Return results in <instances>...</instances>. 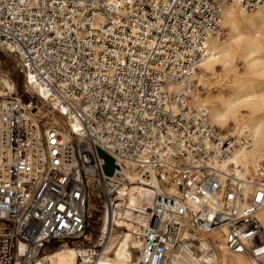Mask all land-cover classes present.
Here are the masks:
<instances>
[{"label":"built area","instance_id":"2783aa9c","mask_svg":"<svg viewBox=\"0 0 264 264\" xmlns=\"http://www.w3.org/2000/svg\"><path fill=\"white\" fill-rule=\"evenodd\" d=\"M263 2L0 0V51L26 87L0 100V264H50L54 243L84 235L94 192L111 223L131 225L138 264L168 263L184 217L199 232L219 229L228 252L264 264L255 217L264 159L252 169L229 163L249 140L189 104L224 7ZM48 110L57 123L43 117ZM98 149L113 159L112 176ZM132 166L145 184L173 188L148 213L123 205L119 178ZM98 253L85 248L77 264Z\"/></svg>","mask_w":264,"mask_h":264},{"label":"bare ground","instance_id":"6f19581e","mask_svg":"<svg viewBox=\"0 0 264 264\" xmlns=\"http://www.w3.org/2000/svg\"><path fill=\"white\" fill-rule=\"evenodd\" d=\"M230 5L224 7L220 21V29L227 31L226 34L221 37L217 33L206 39V53L199 64V73L194 75L195 79L203 83L205 89L210 87L205 75L210 74L215 77V89H219V93L211 95L208 90L204 97L193 93L189 104L194 109H205L210 124L220 130L231 124L234 127H242V130L248 133L249 145L234 148L229 157V163L249 168L248 165L255 162L257 164L264 159L262 157L264 154V92L253 84V77L260 72L264 73V2L251 11L252 14L235 4ZM234 6L240 10H235ZM237 58L244 64L243 73L237 71L235 65ZM218 67L222 68V75L217 74ZM2 84L3 89H8V94L14 92L12 83L6 77H3ZM174 89L177 90L178 87L170 88V90ZM2 93L3 91H0V94ZM3 96L5 95H0V97ZM243 111L247 114H242ZM49 114L53 115L51 111ZM57 122L53 120L51 123ZM63 139L68 140L67 133L63 134ZM119 183L122 187L121 196L124 207L138 213L150 212L157 195L174 192L172 187H167L156 179L145 184L140 180L134 166L123 168ZM255 217L262 228L261 234L264 239V206L256 212ZM124 226L127 230L123 229ZM132 231L131 225L118 220L111 223L110 218L103 213L100 231L102 242L98 245L101 250L92 264H118L109 259L113 247H116V240L119 242L114 252L119 254V258L124 259L118 261L132 264L131 256L134 257L132 250L139 247V242ZM113 234H117L116 237H113ZM179 237L182 242L170 251L167 264L246 263L244 257L247 255L230 253L224 248L219 229L209 233L199 232L191 226L189 219L184 217ZM192 241H197L196 244L199 246H195ZM192 246L195 248L194 251ZM84 252L85 248L74 250L73 254L72 248L62 246L52 254L49 252L48 256L50 264H76L75 256L82 255ZM248 259L251 264H262L251 257ZM136 264H138V258H136Z\"/></svg>","mask_w":264,"mask_h":264},{"label":"rangeland","instance_id":"374dc122","mask_svg":"<svg viewBox=\"0 0 264 264\" xmlns=\"http://www.w3.org/2000/svg\"><path fill=\"white\" fill-rule=\"evenodd\" d=\"M233 8L235 10H240V8L235 7V6ZM247 12H249V14H252L251 11H247ZM226 32L227 31L220 29L219 34L221 35V37H223V35H225ZM235 65H236L237 71L239 73L244 72V64H243L242 60L237 58V60L235 61ZM197 73H199V70L195 74H197ZM217 74L222 75V68L221 67L217 68ZM205 76L207 78V81L209 82L210 87H207L205 89L203 83L199 82L197 79H195L196 83H198L199 87H198V89H196L194 91V93L199 94V96H202V97L207 95L208 90H209V93L211 95L218 94L219 89L218 90L215 89L216 78L211 76L210 74H206ZM3 77H6L12 83L13 88H14V92H13L14 94H21L26 89V87L24 85L23 76L20 73L19 68L16 65V62L8 54H6L3 51H0V91H3V93L0 95H8V93H7V92H9L8 89H3V87H2ZM253 81H254L253 84L258 86L259 90H263V92H264V73H262V72L258 73L257 76L253 77ZM1 99H3V97H0V100ZM242 114L246 115L247 113L243 111ZM43 116L48 118V120H47L48 122L49 121L52 122L53 120L59 121V119L54 114L50 115L49 111L43 112ZM217 129H219V128H217ZM222 131H233L236 135H244L247 139H249L248 133L246 131L244 132L242 130V127L241 128H239L238 126L234 127V125L232 126L230 124L228 127L223 129ZM238 148H240V147H238ZM238 148H236V149H238ZM262 157H264V154H262ZM255 164H256V162L251 164V165H248L247 167L252 169L255 167ZM97 194H98L97 192H94V195H93V197L90 201V204H89V219H88L89 220V222H88L89 226L87 227V230L85 231L84 236H82L80 239L75 240V241H68V242L62 241L59 243H54L52 245V247H50V250H49L51 252V254L53 252H56L62 246H68L69 248H72L73 254H74V250H79V249L83 250V248H87V247H91V246L98 247L99 243H101L100 242V234H101L100 231H101V227H102V223H103V209L101 207L100 199L97 198ZM116 235L117 234H113V237H116ZM118 242L119 241L116 240V247L118 246ZM211 244H212V246H214V243L212 240H211ZM114 245H115V243H114ZM115 248L113 247L112 253L109 255V259H111L112 261H115L118 264H126V263L118 261V260H124V259L118 257L119 254L117 252H114ZM128 248H130V244H128ZM100 250H101V248L98 247V252H100ZM192 250L193 251L195 250L194 246H192ZM132 251L134 252V257L131 256V258L133 260L132 264H136V258H138V249H135ZM194 257L198 258V256H194ZM248 258L249 257L247 255V257H244V260L246 261V264H251V261ZM75 262L77 264V257L76 256H75Z\"/></svg>","mask_w":264,"mask_h":264},{"label":"water","instance_id":"95a60500","mask_svg":"<svg viewBox=\"0 0 264 264\" xmlns=\"http://www.w3.org/2000/svg\"><path fill=\"white\" fill-rule=\"evenodd\" d=\"M99 157L104 161L103 171L106 176H112L116 166L114 165L113 159L101 150H97Z\"/></svg>","mask_w":264,"mask_h":264},{"label":"crops","instance_id":"0c3cea01","mask_svg":"<svg viewBox=\"0 0 264 264\" xmlns=\"http://www.w3.org/2000/svg\"><path fill=\"white\" fill-rule=\"evenodd\" d=\"M242 264H246V263H242Z\"/></svg>","mask_w":264,"mask_h":264}]
</instances>
